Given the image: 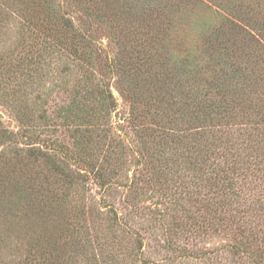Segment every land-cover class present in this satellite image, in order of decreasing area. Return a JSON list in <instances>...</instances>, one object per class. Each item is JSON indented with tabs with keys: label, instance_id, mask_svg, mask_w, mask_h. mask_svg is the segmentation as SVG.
<instances>
[{
	"label": "rangeland",
	"instance_id": "1",
	"mask_svg": "<svg viewBox=\"0 0 264 264\" xmlns=\"http://www.w3.org/2000/svg\"><path fill=\"white\" fill-rule=\"evenodd\" d=\"M155 1L0 0V264L30 248L53 259L54 249L62 251L57 242L66 237L73 216L68 223L61 218L78 206L85 213L77 228L86 230L90 243L76 264H264L250 253L262 246L261 239H246L264 235V64L252 63L257 84L229 98L226 117L201 124L204 138L176 135L159 142L147 137L143 127L152 125L146 103L132 99L126 85L133 88L135 76H122L113 66L135 61L129 54L139 46L151 50L155 62L168 67L169 92L179 97L186 89L184 60L197 54L203 59V31L220 26L205 9L159 0L173 6L163 12ZM200 1L216 12L231 11L264 25V0ZM47 12L55 20L71 19L76 33L88 38L85 43L66 38L68 50L82 54L80 60L62 58L58 64L55 52L43 48L30 22ZM90 67L117 103L111 133L118 144L110 147L119 158L112 165L119 174L116 184L105 192L95 173L87 174L54 217L38 215L24 221L20 231L4 229L6 196L20 173H14L17 163L10 153L15 146L6 143L2 130L17 131L25 113L36 119L41 144L78 143L68 119L77 113L75 87ZM110 143L97 147L102 150L98 161ZM145 152L160 154V161L142 159ZM153 164L165 170L167 185L152 181ZM105 205L115 206L119 219ZM31 224L37 229L28 228Z\"/></svg>",
	"mask_w": 264,
	"mask_h": 264
},
{
	"label": "trees",
	"instance_id": "2",
	"mask_svg": "<svg viewBox=\"0 0 264 264\" xmlns=\"http://www.w3.org/2000/svg\"><path fill=\"white\" fill-rule=\"evenodd\" d=\"M181 2L192 8L205 9L210 18H218L220 21V26L216 30L208 29L206 34L203 31L204 58L201 59L197 54V56H188L184 60L183 78L186 89L181 96L177 97L169 92L168 67L159 66L151 50H144L139 46V50L133 49L129 54L130 59L135 61L120 67L113 66L114 72L122 76L126 74L135 76L132 82L133 88L126 83L128 92L132 99L145 101L152 127H143V133L154 140L158 138L159 142L176 135L199 138V140L204 138L205 129L201 124L226 117L222 115L230 105L229 98L234 97L237 90H252L253 84L256 83L252 77V63L257 66L264 64L262 45L264 25L258 20L245 18L241 16L242 14L235 16L231 11L226 14L216 12L200 0H181ZM152 3H156L158 9L164 10L163 12L173 7L168 1L156 0ZM30 24L34 27L43 48L55 52V60H58V64L62 58L70 62L82 58V54H78L76 49L70 51L65 45L67 37L79 43L88 40L85 35L76 33L77 26L71 19L63 17L55 20L47 12V16L42 18L40 15L39 20L33 19ZM239 59H245L246 63L242 65ZM96 73L90 67L82 80L83 83L75 87L77 90L74 94V107L77 113L68 119V123L70 127L73 126L72 131L76 134L79 144L74 142L70 146L56 141L41 144L38 142L40 127L36 124V119L25 113L20 118L17 131L2 130L8 139L5 140L6 143L15 146V150L10 153L17 163L14 173H20L6 196L8 203L2 216L9 222L5 224L4 229L20 231L26 226L24 221H33L38 215L43 218L49 215L51 218L54 217L60 206L65 208L64 204L68 197L87 174L94 172L105 192L110 193L116 184L119 174L112 169V165H117L119 158L113 150L110 151V147L114 143L113 147L116 148L118 144L115 143L116 139L111 133L112 113L117 103L110 88L99 81ZM145 90L146 95L142 92ZM71 108V106L68 108V113ZM218 108L222 110L219 111ZM39 119L40 117L37 121ZM108 139L111 143L98 161L96 158L102 154V150H98L97 147ZM74 153L78 158H75ZM2 156L4 154H0V157ZM143 156L160 161V154L154 152L143 153L142 159ZM153 167L152 181L160 186L167 185L165 170L154 164ZM131 189H133L132 183L128 186V191ZM104 207H108L109 212L119 219V212L115 206ZM84 213L85 210L78 206L63 215L61 219L64 223H68L70 215L76 221L73 222L72 219L69 221L70 224L68 223L65 229L66 237L62 242H57L58 249L62 251L57 252L54 249L53 259L36 255L30 248L25 254H20L17 260L4 264H76L85 254L86 242L90 243L86 230L84 229V234L77 228V220ZM28 228L33 231L37 229L32 224ZM246 239L252 242L261 239L262 246L258 245L250 253H253L256 259L264 260V235L261 238L250 235ZM140 245L142 247L141 242ZM242 245L243 243L240 242L239 247Z\"/></svg>",
	"mask_w": 264,
	"mask_h": 264
}]
</instances>
